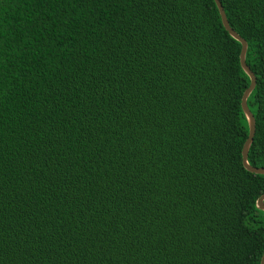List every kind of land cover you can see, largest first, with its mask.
Returning a JSON list of instances; mask_svg holds the SVG:
<instances>
[{
  "label": "trees",
  "instance_id": "16d2710c",
  "mask_svg": "<svg viewBox=\"0 0 264 264\" xmlns=\"http://www.w3.org/2000/svg\"><path fill=\"white\" fill-rule=\"evenodd\" d=\"M220 2L264 167V0ZM240 49L214 0H0V264H260Z\"/></svg>",
  "mask_w": 264,
  "mask_h": 264
},
{
  "label": "water",
  "instance_id": "95a60500",
  "mask_svg": "<svg viewBox=\"0 0 264 264\" xmlns=\"http://www.w3.org/2000/svg\"><path fill=\"white\" fill-rule=\"evenodd\" d=\"M217 9L219 11V15L221 18V22L223 27L225 28V30L229 33V35L231 37H233L234 39H236L240 44H241V49H240V54H239V61H240V66L242 68V70L247 74V76L250 79V84L249 86L244 90L242 96H241V109L243 111V114L246 118L247 124H248V135L244 141V144L242 146V150H241V158H242V165L243 167L252 173L255 174H263L264 175V167H256L251 165L248 162V151L250 148V145L253 141V137H254V133H255V117L253 115V113L251 112V110L248 107L247 104V99L248 96L250 95V93L252 92V90L255 87L256 84V77L254 75V72L250 69L249 65L246 63V52H247V41L242 38L229 24L227 16L225 14L224 8L220 2V0H214ZM256 207L259 210L264 211V193L261 194L257 200H256ZM260 264H264V252L262 254V258L260 261Z\"/></svg>",
  "mask_w": 264,
  "mask_h": 264
}]
</instances>
